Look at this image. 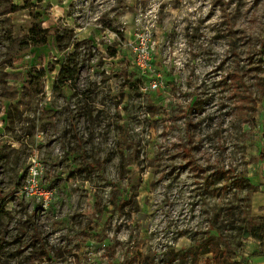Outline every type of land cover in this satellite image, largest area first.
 <instances>
[{"label": "rangeland", "instance_id": "1", "mask_svg": "<svg viewBox=\"0 0 264 264\" xmlns=\"http://www.w3.org/2000/svg\"><path fill=\"white\" fill-rule=\"evenodd\" d=\"M263 84L264 0H0V264H264Z\"/></svg>", "mask_w": 264, "mask_h": 264}, {"label": "built area", "instance_id": "2", "mask_svg": "<svg viewBox=\"0 0 264 264\" xmlns=\"http://www.w3.org/2000/svg\"><path fill=\"white\" fill-rule=\"evenodd\" d=\"M43 170L41 158L37 154H31L27 164V177L19 193L28 200L47 206L53 192L44 186Z\"/></svg>", "mask_w": 264, "mask_h": 264}, {"label": "trees", "instance_id": "3", "mask_svg": "<svg viewBox=\"0 0 264 264\" xmlns=\"http://www.w3.org/2000/svg\"><path fill=\"white\" fill-rule=\"evenodd\" d=\"M64 77V72H61V78ZM234 81L233 86H232V91L234 93V103H237L240 101V99L238 98L239 95V90L238 87L239 85L237 84L236 80L237 79H232ZM262 91L264 94V84L262 85ZM241 105H237L235 106V109L233 110L235 111H239L240 110ZM248 235H252L251 232L248 233ZM229 244L228 242H225V246H221V243H216V242H208L207 244H202L199 246V250L195 251L193 253L194 257H195V261L197 262L198 257L200 254H207L210 253V256H208L205 259V264H236V262L231 260L230 257V253H229ZM264 251L261 250L260 252Z\"/></svg>", "mask_w": 264, "mask_h": 264}]
</instances>
